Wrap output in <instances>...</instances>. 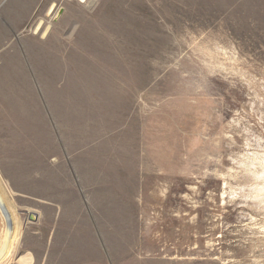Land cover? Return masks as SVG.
<instances>
[{
	"label": "rangeland",
	"instance_id": "rangeland-1",
	"mask_svg": "<svg viewBox=\"0 0 264 264\" xmlns=\"http://www.w3.org/2000/svg\"><path fill=\"white\" fill-rule=\"evenodd\" d=\"M0 196V264H264V0H0Z\"/></svg>",
	"mask_w": 264,
	"mask_h": 264
},
{
	"label": "bare ground",
	"instance_id": "bare-ground-1",
	"mask_svg": "<svg viewBox=\"0 0 264 264\" xmlns=\"http://www.w3.org/2000/svg\"><path fill=\"white\" fill-rule=\"evenodd\" d=\"M5 192V191H4ZM1 197V196H0ZM8 198V197H7ZM7 202V201H6ZM13 202V201H12ZM1 204V203H0ZM13 204V203H12ZM8 205V204H7ZM2 206V204H1ZM10 206V205H9ZM13 208V207H12ZM3 209V207H2ZM11 210V209H10ZM4 211H1L0 209V263L7 258L8 255L12 254L16 248L18 247L20 238L22 236L23 233V224L20 221L19 222V218H18V214L16 213V209H12V213H11V217L13 219V225L10 224V228L12 230V238H11V244H8L9 247L6 248V245L4 247V240H5V228H3V224L2 221L4 218L3 215ZM36 218L34 214L30 215V219H34ZM7 220V219H6ZM17 221V222H16ZM5 224V222H4ZM10 232V231H9ZM10 239V238H9ZM4 248V249H3ZM6 248V249H5Z\"/></svg>",
	"mask_w": 264,
	"mask_h": 264
}]
</instances>
